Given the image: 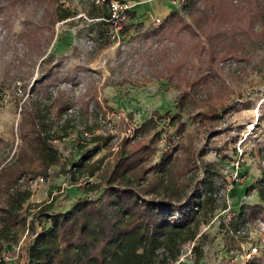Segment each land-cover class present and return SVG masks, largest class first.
<instances>
[{
  "label": "rangeland",
  "instance_id": "1",
  "mask_svg": "<svg viewBox=\"0 0 264 264\" xmlns=\"http://www.w3.org/2000/svg\"><path fill=\"white\" fill-rule=\"evenodd\" d=\"M2 1L0 167L27 160L24 155L26 150L29 152L28 140L20 134L25 131L30 134L28 139L32 138L27 113L32 104L39 105L47 121H52L54 133L61 134L63 119H72L66 136L50 139L59 160L50 166L48 175L33 172L16 182L20 188L30 189L31 195L13 226L16 241L2 244L0 264H25V245L32 230L45 225L42 219L32 220L37 205L53 201L54 209L64 210L89 195L82 185L102 173L100 170L91 177L82 175L75 183L69 180L70 174L63 170H73L74 162L86 149H80L78 142H89L87 147H91L93 142L88 138L92 134L111 135L109 146L93 156L95 159L104 155L102 170L109 169L118 142L132 137L134 127L154 111L176 113L181 92L158 75L165 60L176 58L173 46H152V40L157 39L146 38L134 29L119 32L102 16L105 7L89 0H65L73 15L54 24L45 54L38 55L36 37L45 46V35L50 32L41 26L46 1ZM101 20L105 24L100 28ZM262 28L259 23L254 31ZM257 37L247 51L228 54L220 60L215 73L196 88L193 96L199 104L194 110L183 112L186 130L182 135L176 136V125H169L167 118L158 126L161 138L151 163L159 159L161 151L170 157L166 171L158 174L162 175V182L184 186L188 191L197 182L210 179L211 191L220 205L206 218L199 216L194 239L202 244L199 264H245L236 251L231 255L230 249H238L240 242L247 247L248 238L232 235L237 226L234 228L229 217L243 202L264 206L256 190L244 195L248 184L264 183V44L256 42ZM49 55L54 58L52 62L41 61ZM193 63L198 67L195 59ZM47 73L50 74L45 77ZM181 87L187 89L185 84ZM58 95L66 96L70 104L61 120L56 119V107H50ZM81 101L86 104L84 114L80 112ZM22 106L25 112L21 111ZM37 176L44 177L45 182L28 187L29 179ZM157 177L148 174L147 183L156 182ZM246 214L249 230L263 231L264 212ZM261 250L253 257L264 264V248ZM193 256L181 264H193Z\"/></svg>",
  "mask_w": 264,
  "mask_h": 264
},
{
  "label": "trees",
  "instance_id": "2",
  "mask_svg": "<svg viewBox=\"0 0 264 264\" xmlns=\"http://www.w3.org/2000/svg\"><path fill=\"white\" fill-rule=\"evenodd\" d=\"M6 1L13 3L11 1L15 0ZM44 1L47 5L41 26L50 32L45 35V46L39 43L40 37H36L37 47H40L38 55L45 54L53 37L54 24L71 17L74 12L58 0L37 2ZM2 4L0 0V7ZM183 13L191 22L185 20ZM102 16H109L106 8ZM132 17L133 12L127 10L121 32L134 29L146 38L170 43L176 52L175 59L162 63L158 75L180 90L177 112L156 110L134 127L132 137L118 142L109 169L102 170L104 155L95 159L93 156L109 146L111 135L92 134L88 138L93 142L91 147H87L89 142H78L80 149H86L74 162L73 170H63L70 174L69 180L75 183L82 175L91 177L100 170L102 173L99 178L86 180L82 185L91 195L77 199L64 210L54 209L53 201L37 205L32 220L42 219L45 225L32 230L25 245V264H170L178 256L181 245L196 238L199 216L206 218L220 206L211 191L210 179L202 184L197 182L188 191L184 186L162 182V175L158 174L166 171L170 157L161 151L159 159L151 163L161 138L158 126L167 118L169 125H176V136L182 135L186 130L183 112L198 107L193 93L215 73L220 60L228 54L247 51L255 36H258L256 42L264 44V0H186L181 9L171 10L160 25L145 29L141 23L131 22ZM259 23L263 28L255 32L254 27ZM103 24L104 20L98 22L100 28ZM53 59L49 55L41 61L52 62ZM182 84L187 89H182ZM68 102L64 95L53 98L50 107H56V119L61 120L70 107ZM80 105V112L84 114L86 104L81 101ZM32 106L27 111L32 138L28 139L30 134L25 131L20 134L22 139L28 140L29 152L26 150L24 155L27 160L0 167V252L4 242L16 241L13 226L31 195L30 189L16 185L17 180L33 172L47 176L50 166L59 160V153L50 139L66 136L72 126V119L66 117L60 125L61 134L54 133L52 121H47L39 105ZM24 110L22 106L21 111ZM198 114L206 115L201 111ZM150 173L158 176L156 182L147 183ZM253 190L264 201V183L248 184L244 195ZM246 211L264 212V206L262 203H241L229 217L234 228L242 223ZM193 255V264H199L203 255L200 242L194 241ZM245 264L260 263L253 257Z\"/></svg>",
  "mask_w": 264,
  "mask_h": 264
},
{
  "label": "built area",
  "instance_id": "3",
  "mask_svg": "<svg viewBox=\"0 0 264 264\" xmlns=\"http://www.w3.org/2000/svg\"><path fill=\"white\" fill-rule=\"evenodd\" d=\"M95 5L103 6L108 10L109 16L106 20L113 23L115 29L121 32L122 29V21L126 19V11L128 9V4L123 0H89ZM60 4L65 7L67 3L65 0H58ZM172 4L175 6L176 9H181L182 5L186 2V0H171ZM163 18L161 17H154L152 20L151 25L157 27L161 24ZM159 42L157 40H152V46L158 45ZM45 182L44 177L37 176L35 178L29 179L28 187H32L34 185H40ZM263 231L254 230L251 231L248 228V215L246 214L242 223H240L235 229H233L232 235L236 238L238 237H245L248 238L246 243H249L247 247L243 242H240L238 249L231 250L230 254L236 251V254L242 258L244 261L251 259L255 255H259L261 247L264 248V227H261ZM193 245L194 240L188 241L181 246L178 256L174 261H171L170 264H180L191 259L193 255Z\"/></svg>",
  "mask_w": 264,
  "mask_h": 264
},
{
  "label": "crops",
  "instance_id": "4",
  "mask_svg": "<svg viewBox=\"0 0 264 264\" xmlns=\"http://www.w3.org/2000/svg\"><path fill=\"white\" fill-rule=\"evenodd\" d=\"M133 12L131 22L149 27L154 17L164 18L171 10L176 9L171 0H123ZM181 264V263H180Z\"/></svg>",
  "mask_w": 264,
  "mask_h": 264
}]
</instances>
